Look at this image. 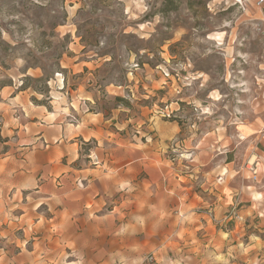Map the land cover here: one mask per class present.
Masks as SVG:
<instances>
[{
  "label": "rangeland",
  "instance_id": "1",
  "mask_svg": "<svg viewBox=\"0 0 264 264\" xmlns=\"http://www.w3.org/2000/svg\"><path fill=\"white\" fill-rule=\"evenodd\" d=\"M262 1L0 0V264H202L206 257L264 264V214H241L244 196L221 215L197 209L199 221L176 210L159 247L143 234L141 246L133 238L126 248L109 240L98 249L56 226L57 202L46 197L54 185L24 199L13 188L29 156L20 146L21 126L41 110L69 117L79 110L101 112L113 132L139 144L160 139L153 137L156 119L176 123L183 137L159 151L182 183L201 148L209 159L223 153L214 158L219 169L232 162L229 177L237 173L240 182L247 177L263 189L264 148L257 136L237 131L256 125L264 131ZM214 137L222 148L210 143ZM95 146L82 145L83 152ZM8 158L10 185L2 175ZM194 222L200 230L188 231ZM208 224L220 232L219 248L204 231Z\"/></svg>",
  "mask_w": 264,
  "mask_h": 264
},
{
  "label": "crops",
  "instance_id": "2",
  "mask_svg": "<svg viewBox=\"0 0 264 264\" xmlns=\"http://www.w3.org/2000/svg\"><path fill=\"white\" fill-rule=\"evenodd\" d=\"M32 118L18 131L22 135L20 146L22 150L27 149L29 156L26 157V165L19 167L18 176L21 178L13 188L19 189L24 199L31 196L30 191L40 194L41 191L37 190L43 184L54 185L56 191L46 194V197L48 200L55 198L57 202L56 226L62 229L66 225L68 230L78 233V238L88 242L85 247L106 248L111 240L119 248H126L127 242L133 238L134 243L141 246L143 234H149L148 241L159 247L169 233L165 227L173 225L171 221L176 210L188 216V220L199 221L202 217L196 213L197 209H211L216 215H221L239 200V196H244L241 200L247 202L240 208L241 214H256L259 209L264 214V188H259V182L247 177L240 182L237 173L229 177L233 171L232 162L219 169V160L214 161V158L220 159L223 153L209 159L206 150L197 149L196 154L198 151L200 154H195L193 163L187 166L185 183L174 178L177 177L176 171L170 169L168 161L160 158L159 150L175 137H183L176 123L152 118L155 120L154 124L151 123L155 132L153 137L160 139L153 144H139L137 137L133 140L113 132L111 120L101 112L81 113L75 110L69 117L55 110H41ZM30 124L37 125V128L30 127ZM256 127L245 128L246 133L241 129L237 131L244 138L257 136L264 148V131L258 130V125ZM208 140L212 145L215 143L216 149L222 148V140L216 137ZM91 142L96 146L88 153L83 152L82 145L87 146ZM89 153L98 156L97 165L88 159ZM257 156L260 155H253ZM261 159L264 161V156ZM9 162L12 163L8 158L3 163L6 168L2 174L5 178L3 184L8 185L12 176L9 170L14 169L9 168ZM261 165L264 168V164ZM223 169H226V175L221 173ZM221 177L223 183L218 181ZM196 186L202 188L203 193H196ZM256 194L261 195L260 200L255 199ZM199 225L194 222L188 231L200 230ZM211 227L206 225L204 231L212 238L209 241H214L213 248L216 249L221 241L220 232ZM112 233L115 235L110 239ZM220 253L214 252L213 255L217 258ZM224 259L226 262V257ZM210 260L211 257H206L199 262L210 264ZM221 263L212 261V264Z\"/></svg>",
  "mask_w": 264,
  "mask_h": 264
},
{
  "label": "built area",
  "instance_id": "3",
  "mask_svg": "<svg viewBox=\"0 0 264 264\" xmlns=\"http://www.w3.org/2000/svg\"><path fill=\"white\" fill-rule=\"evenodd\" d=\"M262 2H264V1H262ZM90 160H91L95 165L99 163V158H98V156L95 155V154H91V155H90ZM152 260H153V258H151L150 261H152Z\"/></svg>",
  "mask_w": 264,
  "mask_h": 264
},
{
  "label": "trees",
  "instance_id": "4",
  "mask_svg": "<svg viewBox=\"0 0 264 264\" xmlns=\"http://www.w3.org/2000/svg\"><path fill=\"white\" fill-rule=\"evenodd\" d=\"M1 42V41H0ZM2 44V43H1ZM3 44H5L3 42ZM7 48H9V45H6ZM34 79H32V77H26V81L29 82V81H33ZM36 81H43V79H36ZM22 88L25 87V83H23V85L21 86Z\"/></svg>",
  "mask_w": 264,
  "mask_h": 264
},
{
  "label": "bare ground",
  "instance_id": "5",
  "mask_svg": "<svg viewBox=\"0 0 264 264\" xmlns=\"http://www.w3.org/2000/svg\"><path fill=\"white\" fill-rule=\"evenodd\" d=\"M253 163H255V159L252 160V164H253ZM259 170H260V171L262 170V167H261L260 164H259ZM255 198H256L257 200H259V199L261 198V195H260V194H256V195H255Z\"/></svg>",
  "mask_w": 264,
  "mask_h": 264
}]
</instances>
